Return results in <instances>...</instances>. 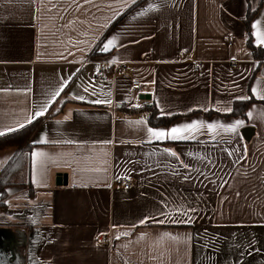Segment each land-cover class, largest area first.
Instances as JSON below:
<instances>
[{"label": "crops", "instance_id": "obj_1", "mask_svg": "<svg viewBox=\"0 0 264 264\" xmlns=\"http://www.w3.org/2000/svg\"><path fill=\"white\" fill-rule=\"evenodd\" d=\"M260 2L0 0V132L39 122L0 172V264H264ZM97 60L128 73L96 80Z\"/></svg>", "mask_w": 264, "mask_h": 264}, {"label": "trees", "instance_id": "obj_2", "mask_svg": "<svg viewBox=\"0 0 264 264\" xmlns=\"http://www.w3.org/2000/svg\"><path fill=\"white\" fill-rule=\"evenodd\" d=\"M264 3V0H261L260 5L255 9L252 10L251 7H249L246 18L244 20L246 31L248 33V43L249 47L252 49L253 54L255 56H258L260 53L264 51V49L257 47L253 43L252 38V22L258 12L261 9L262 4ZM255 100L249 99L246 101H238L234 104L233 111L229 114L223 115L224 117H246L247 110L249 106L254 103ZM264 104V102H261ZM177 117L174 118H168V117H159L157 113L152 112V114L149 117V123L153 127L158 126H167L173 122ZM39 125V122H35L32 124L27 125L26 127L19 129L15 132L0 136V152H3L7 149H15L17 153L22 151V153L19 156V160H21L27 153V151L30 150L31 144H30V138L34 134V132L37 130ZM12 169V168H11ZM8 174V173H7ZM7 174H5L0 179V207L3 206L4 201L7 197L6 194V187L9 185L7 182Z\"/></svg>", "mask_w": 264, "mask_h": 264}, {"label": "built area", "instance_id": "obj_3", "mask_svg": "<svg viewBox=\"0 0 264 264\" xmlns=\"http://www.w3.org/2000/svg\"><path fill=\"white\" fill-rule=\"evenodd\" d=\"M235 40V37L233 35H230L228 37V45L232 46L233 42ZM189 60L193 63L195 72L199 74H203V63L201 61H197L193 59V57H189ZM91 59H88L86 63L90 62ZM96 67V71L94 74V77L96 80L100 81H108L110 79H114L120 75H126L128 73V69L126 65L121 63H108L106 61H94L93 62ZM133 90H139L142 87V84L140 82H133L131 85ZM118 183L123 185L125 189L132 188V181L127 178H122L118 180ZM101 243L105 245H111V239L107 237L101 238Z\"/></svg>", "mask_w": 264, "mask_h": 264}, {"label": "snow or ice", "instance_id": "obj_4", "mask_svg": "<svg viewBox=\"0 0 264 264\" xmlns=\"http://www.w3.org/2000/svg\"><path fill=\"white\" fill-rule=\"evenodd\" d=\"M258 39L264 43V36H259ZM112 41H109L108 44L104 45V49L107 50L109 45L112 44ZM99 103V101H97ZM44 112L43 110H41L40 112H38L36 115L40 116L43 115ZM249 116H251V113H249ZM31 122V121H30ZM238 124L241 122H237ZM197 127H200V125L193 123L192 125H186L184 127H176V128H172L170 131L165 132V131H153L152 129H148L149 133L156 137V138H163V137H170L172 139H182L184 138V136L182 135L185 132H191L192 130L196 129ZM210 128L216 127L215 125L209 126ZM10 130H14V129H10ZM0 135H4L3 132H0ZM34 155L36 156H40L43 155L42 153H35ZM172 155H175V153H173Z\"/></svg>", "mask_w": 264, "mask_h": 264}, {"label": "rangeland", "instance_id": "obj_5", "mask_svg": "<svg viewBox=\"0 0 264 264\" xmlns=\"http://www.w3.org/2000/svg\"><path fill=\"white\" fill-rule=\"evenodd\" d=\"M15 150L14 149H7L3 153H0V172L3 168H5L9 162L14 158ZM27 155L22 158V161H26ZM9 173V172H8Z\"/></svg>", "mask_w": 264, "mask_h": 264}, {"label": "water", "instance_id": "obj_6", "mask_svg": "<svg viewBox=\"0 0 264 264\" xmlns=\"http://www.w3.org/2000/svg\"><path fill=\"white\" fill-rule=\"evenodd\" d=\"M243 134H244V137L247 141H250V139L254 136L255 134V130L254 128H246L244 131H243Z\"/></svg>", "mask_w": 264, "mask_h": 264}]
</instances>
